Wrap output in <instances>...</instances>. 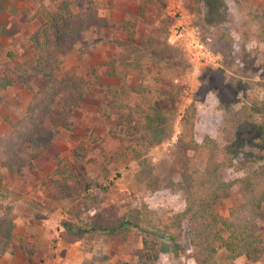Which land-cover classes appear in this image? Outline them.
I'll return each mask as SVG.
<instances>
[{
	"label": "rangeland",
	"instance_id": "rangeland-1",
	"mask_svg": "<svg viewBox=\"0 0 264 264\" xmlns=\"http://www.w3.org/2000/svg\"><path fill=\"white\" fill-rule=\"evenodd\" d=\"M104 1L99 15L108 24L84 31L59 54L58 78L82 71L90 81L73 114V128L63 130L23 175L0 166V188L19 194L23 205L15 220L21 239L10 244L0 264H196L188 223L176 216L186 206L182 155L200 170L206 158L185 151L184 126L194 123L198 141L210 136L213 145L228 144L221 131L223 98H238L237 107L251 97L264 98V0H221L217 8L208 0ZM61 5L62 0H45L52 13ZM40 6L37 0H0V136L47 83L31 69L37 52L30 39L45 20ZM181 12L211 51L198 64L170 37ZM13 65L29 69L31 89L21 79L3 85ZM143 83L149 90L142 94ZM112 84L128 110L110 102L106 85ZM222 89L227 90L223 95ZM150 105L166 121L143 131L139 113L146 114ZM241 175L232 173L227 180ZM243 199L237 181L215 211L229 216L231 206ZM132 209L142 210L145 230L94 239L64 226V221H107ZM259 223L264 228V217ZM237 262L264 264L246 256Z\"/></svg>",
	"mask_w": 264,
	"mask_h": 264
},
{
	"label": "trees",
	"instance_id": "trees-1",
	"mask_svg": "<svg viewBox=\"0 0 264 264\" xmlns=\"http://www.w3.org/2000/svg\"><path fill=\"white\" fill-rule=\"evenodd\" d=\"M37 1L41 4L39 12L45 20L30 39L37 52L31 69L44 77L47 83L34 93L24 115L12 122L11 130L0 136V166L20 175L54 143L63 130L73 128V114L89 88L90 81L82 71L63 78L55 75L62 63L60 52L72 48L84 31L108 24L99 15V9L106 7L104 0H62V5L54 13L47 9L45 0ZM208 1L217 8L221 0ZM72 5L77 7L76 11L72 10ZM2 32L0 23V34ZM227 54L231 55L232 51ZM130 62L135 64V60ZM28 71L19 65L8 67L2 79L3 85L6 87L21 79L24 87L31 89ZM227 85L230 86L225 84L224 87L228 88ZM139 90L143 94L149 88L143 83ZM226 91L222 89L220 94ZM106 93L111 98L110 102L117 104L120 110L129 109L117 85H106ZM238 100L223 98L222 105L219 102L224 110L221 131L229 136L228 144L213 145L210 136L202 142L198 141L194 136V123L191 130L186 126L183 129L187 140L185 151L192 149L206 158V165L201 170L192 167L191 157L187 154L182 155L181 163L180 189L186 206L176 217L188 223L196 264H238L237 259L241 256H246L251 262L264 260V228L259 223L264 217V98L251 97L237 107ZM139 114L142 118L140 129L143 131L158 129L166 121L154 105L149 106L146 114ZM252 161L257 164L256 167H252ZM238 171L242 173L240 177L227 180L228 176ZM237 181L241 183L243 202L231 206L229 216L215 211L222 194ZM19 196L12 190L0 188V257L11 243L21 239L15 232V220L23 212V205L18 203ZM142 213V210L132 209L121 216L110 215L107 221H64V226L70 233L82 238L92 234L94 239H99L126 234L133 228L145 230Z\"/></svg>",
	"mask_w": 264,
	"mask_h": 264
},
{
	"label": "built area",
	"instance_id": "built-area-1",
	"mask_svg": "<svg viewBox=\"0 0 264 264\" xmlns=\"http://www.w3.org/2000/svg\"><path fill=\"white\" fill-rule=\"evenodd\" d=\"M170 37L173 42H178L187 50L191 61L198 64L202 59L208 57L211 53L204 40L201 38L197 27L188 19L183 12L170 29Z\"/></svg>",
	"mask_w": 264,
	"mask_h": 264
}]
</instances>
